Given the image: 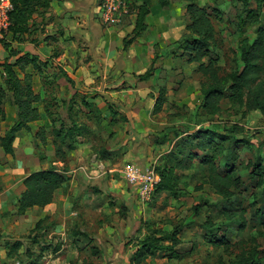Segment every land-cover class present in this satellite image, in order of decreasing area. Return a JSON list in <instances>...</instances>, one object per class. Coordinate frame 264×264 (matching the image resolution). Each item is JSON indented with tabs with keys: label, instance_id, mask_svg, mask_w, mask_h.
I'll return each mask as SVG.
<instances>
[{
	"label": "rangeland",
	"instance_id": "obj_1",
	"mask_svg": "<svg viewBox=\"0 0 264 264\" xmlns=\"http://www.w3.org/2000/svg\"><path fill=\"white\" fill-rule=\"evenodd\" d=\"M129 2L138 9V0ZM169 2V7L157 3L165 10L164 16L155 14L152 25H147L135 44L133 42L125 48V41L133 36V22H127L126 28H131L129 31L108 33L115 42H109L101 55L107 54L109 62L112 60L114 65L106 76H102L104 89L99 90L95 83L83 81L75 92V84L61 75L48 71L46 75L42 73L46 97L39 108L44 117L34 123L35 131L17 136L15 157L0 151V166L6 170L5 178H0V192H6L3 195L8 205V210L0 214V264H79L84 260L93 264H125L129 253L136 245L139 246L145 234L161 230L160 235H169L178 226L181 258L169 260V252L162 250L144 264H218L221 259L229 263L243 252L255 253L254 264H264V189L257 188L255 180L240 165L242 161L256 160L257 154L264 152V116L258 111L243 115L239 107L232 106L226 98L222 101L221 113L216 116L204 113L201 107L204 76L198 71V64H190L180 49V44L188 36L187 4L179 0ZM196 2L208 8L213 15L217 43L212 56L218 58L220 75L228 76L242 67L239 51L242 39L256 36L259 25L254 18L258 17L259 23L264 25V6L258 10L256 0ZM98 17L100 19V10ZM103 25L108 29L114 27ZM86 44L83 39L79 41L80 48L89 49ZM90 45L96 47L94 43ZM139 52L141 56H136ZM94 57L89 53L80 58L89 63ZM153 61L152 77L140 79L139 76L149 69ZM129 62L130 69L127 68ZM100 77L95 79L96 83ZM139 82L144 85V96L130 90L135 89ZM163 88L167 90L168 101L162 112L154 114L151 104ZM85 102L97 106L101 115L91 112ZM137 103L138 108L141 106L148 113L149 122L133 120L130 123L129 115ZM110 106L119 113L120 122L116 125L111 124ZM73 123L86 129L82 136L76 137L74 149L69 148V141L63 145L66 152V162L63 163L57 155L54 130L68 128ZM42 127L46 144L42 143L39 135ZM238 128L242 131L235 135L251 142H239L232 154L244 187L235 197L226 200L205 183L204 155L191 141L199 130L214 129L234 134ZM183 140L188 142L186 152H199L200 156L195 161L182 159L175 153ZM130 149L140 152L144 164L125 157ZM105 151L111 157L109 165L105 163L108 159L104 157ZM154 161L159 166H197L196 169L181 167L176 171L181 184L177 193L182 191V195L178 193L181 198H168L165 194L162 201H147L140 197L134 200L133 188L120 177V166L135 162L145 167ZM225 163L223 160L220 166H225ZM65 166L69 170L78 169L74 175L79 179V186L73 189L75 192L71 191L67 204L56 201L55 210L35 209L24 215L11 208L22 193L25 177L35 171L62 170ZM111 166L117 168L113 173L108 171L104 174L103 169L108 170ZM81 167L83 172L95 178H86ZM184 182H188L190 187L183 196ZM125 201L129 202L127 207ZM195 206L200 208L198 223L186 225L195 227L187 229L181 222L192 216ZM224 211L239 216L229 219ZM42 218L40 227H37ZM207 220L212 221L213 228L206 225ZM243 224L244 228L241 227ZM57 225H62L59 232L56 231ZM222 239L229 242L228 250L215 245V240ZM17 240L22 242V247L16 258H8L6 243L13 244ZM163 241L166 245L171 244L166 238ZM182 244L189 247H181ZM58 248L62 250H56ZM95 250L98 253H93Z\"/></svg>",
	"mask_w": 264,
	"mask_h": 264
},
{
	"label": "trees",
	"instance_id": "obj_2",
	"mask_svg": "<svg viewBox=\"0 0 264 264\" xmlns=\"http://www.w3.org/2000/svg\"><path fill=\"white\" fill-rule=\"evenodd\" d=\"M34 0H12L13 11L11 12L12 25L10 32L16 40L22 41L25 32L29 31L28 21L34 9L32 8ZM42 1V0H41ZM129 1V0H128ZM186 2L187 14L189 22L186 26L188 36L185 37L180 44V49L187 56V61L198 64V71L204 76L201 92L203 94V103L201 105L205 114L216 116L222 111L223 99H228L232 106L239 107L243 115L258 111L264 116V25L259 23L260 19L255 17V22L259 27L256 30V36L251 39L245 37L239 45L240 60L242 67L228 76L220 75V65L218 58H213L212 54L217 43V30L214 24L213 15L206 7L200 6L196 0H179ZM258 10L264 6V0H256ZM132 4V2H130ZM162 7H169V0H160ZM133 5V4H132ZM138 14L135 20V27L132 31V37L125 41V48L130 46L141 33L146 30V18L149 10L145 4L138 5ZM44 8L49 7V2L44 1ZM7 48H10L6 39L2 40ZM10 53L16 57L14 63L5 62L1 66L4 67V85L0 86V121L7 118L4 101L11 94L13 103L17 107L18 116L16 122L6 132L3 137H0V148L5 155L15 157L14 143L21 131L31 132V124L41 119L39 104L43 102L42 94L34 90L33 82L34 75L28 69L30 67L39 68L44 65L37 56L24 53L16 49H11ZM156 57V56H155ZM46 63V62H45ZM41 67V66H40ZM154 74V61L149 69L142 75L140 79L149 80ZM23 75V77L21 76ZM62 76L69 83L73 80L69 74L62 70ZM168 101L166 88L160 90L159 95L154 104V114L163 111ZM85 105L91 112L101 115V110L94 104L85 102ZM112 115L111 124H118L119 113L110 106ZM123 119V118H122ZM86 127L73 123L72 126L63 127L60 130H54V144L57 148V155L61 157L62 162H66V152L62 149L63 145L69 141V148H75L74 141L77 136H82ZM229 131V130H228ZM237 133L229 134L228 132H218L214 129L199 130L192 138L197 151L204 155L202 162L205 164V183L209 184L215 194L223 199L230 200L236 196V193L244 187V180L239 174V167L234 162L235 150L239 142L250 144L245 137L240 139L235 134H240L242 130L236 129ZM39 135L43 144L47 143L45 129L42 127L39 130ZM235 135V136H234ZM187 141L183 140L180 147L176 148L175 153L182 159L195 161L198 158L199 152H186ZM236 147V148H235ZM264 148V146H263ZM262 148V149H263ZM105 158H111L108 151L104 152ZM185 153L187 156H185ZM236 153V152H235ZM256 160L242 161L240 165L249 172L251 179L256 182V187L264 189V152L260 151L257 154ZM225 160V166H220V163ZM233 160V161H232ZM180 161V160H179ZM232 161V162H231ZM245 163V165H244ZM183 167L188 169L197 166H159L157 172L161 176V181L153 192L151 199H157L161 195L166 194L168 198L177 199L182 197V191L178 190L180 184L179 173L176 171ZM223 167V168H222ZM70 180L68 168L64 169H44L31 173L23 180L24 191L15 201V211L19 215L26 214L29 210L38 207L45 208L52 204L55 200L57 191ZM187 186V182L182 183ZM181 185V184H180ZM183 196L187 194V187L183 188ZM150 199V200H151ZM199 206H195L190 218L184 219L181 223L189 225L195 222L198 217ZM227 218L234 219L238 217L236 213H227ZM244 214L241 215L243 217ZM193 217V218H192ZM43 218L37 222V227H40ZM206 225L213 228L212 221L207 220ZM241 227H245L244 224ZM175 227L168 235H160V232H152L146 234L144 239L139 242L138 250L131 256L129 264H144L153 256H156L158 251H166L169 260L180 259L178 247L181 240L178 236L179 230ZM168 239L171 244H164L163 239ZM217 247L224 246L229 249V242L225 239L215 240ZM22 247V242L17 240L13 244L6 243L7 257L16 258L17 252ZM57 250V249H56ZM93 253H98L97 250ZM256 254L249 255L246 252L237 254L235 258L227 263L223 259L218 264H254ZM81 264H93L90 261L84 260Z\"/></svg>",
	"mask_w": 264,
	"mask_h": 264
},
{
	"label": "crops",
	"instance_id": "obj_3",
	"mask_svg": "<svg viewBox=\"0 0 264 264\" xmlns=\"http://www.w3.org/2000/svg\"><path fill=\"white\" fill-rule=\"evenodd\" d=\"M44 1L45 0L33 1L32 8L34 9V12L32 13L28 21L29 31L24 33L22 41L16 40L13 37L12 32H10L8 34V37L6 38V43H8L10 48H7L2 40H0V86L4 85V67L1 65L5 62L14 63L16 61V57L12 56L10 53L11 49H16L18 51H21L22 54L28 53L37 56L41 62H44V65H40L41 67L39 66V68L30 67L28 69V71L34 75V90L37 93L42 94L43 99L46 97V93L44 89L42 73L46 75V73L48 72L54 75L62 76V70H65L73 80V84H75L76 86L74 90L75 92H77L78 88L81 87L80 85L83 84V81H86L87 83H95V85L99 87V90L104 89L105 86L104 84H102V76H106L114 65L112 60L111 62H109L107 54H104L103 56L101 55L103 49H106V47H108L109 42H115L114 39H111L112 37H110L108 33L113 31L126 32L131 28V30L133 31L135 25H132L131 28H126V26L128 25L127 22L129 21L133 22L134 24L135 17L130 16L129 18H127L124 24L108 29L109 27L105 28L98 17V0H46L49 2V7L47 8L43 7ZM158 2L160 3V0H138L137 2V5L145 4L149 10V14L146 18L148 25H152L155 14L157 17L159 15L164 16L165 10L163 11V8L157 6ZM81 39H83V41L87 43L86 45L90 46L89 49H87L86 47H79V41ZM91 43L96 44V47H92L90 45ZM135 43L136 42H134V44ZM89 53L91 55H95V57L93 58V60H90L89 63H85L84 60L80 57H83V55H88ZM136 56H141V52L136 53ZM127 68L130 69V62ZM21 76L23 77V75ZM98 76L101 77L96 83L95 79ZM143 88L144 85H142V82H139L135 89L130 90L134 91V93L140 92V95L144 96L145 92L142 91ZM122 96L125 97V94H122ZM141 102L142 101H140V104ZM154 104L155 102L151 104V109L154 108ZM3 106L5 108L7 118L4 121H0V137H3L6 134V132L16 122L18 116L17 107L13 103L11 94L4 101ZM134 109L135 110H133L129 115L131 119L130 123H133V120L137 121L138 123L149 122V118L146 117L148 113L144 112L141 106L138 108V103L134 105ZM41 111L42 110L40 109L42 119L44 117V114H42ZM34 123L31 124L32 131H35ZM126 123V125L129 124L128 121ZM23 132L27 131H21L19 134ZM0 151H2V148H0ZM125 157L128 158L129 161L139 160L142 163L144 162V159L142 158V155H140V152L138 153L134 150L132 151L131 149L130 151L126 152ZM105 163L109 165L110 163H112V161H110V159H107ZM106 164L103 165L106 167ZM120 167V177L124 179L123 171L126 165ZM114 168L116 169L117 166H115ZM114 168H112V166L108 167V170L104 168L103 172L104 174L108 171H110L109 173H113ZM80 169L83 172L84 168L81 167ZM77 170L75 168L70 170L68 169V173L70 174L71 178L65 185H63V187H61L57 191L55 200L52 204L48 205L46 208L35 207L29 211L35 209L48 210L51 208L52 210H55L56 201H63L67 204L68 198L71 195V191L75 192V190L73 189L79 186V179L77 180V178H75L76 176L74 175V173H77ZM83 173L89 180L95 178L93 176L90 177V175L85 172ZM5 174L6 170L3 166H0V178L3 177L4 179ZM99 174L100 173H98V176ZM116 180L118 182L117 177ZM182 185L183 187H190V184L188 182L187 186L184 184ZM23 191L24 185L22 188V192ZM3 194L5 195L6 192H0V214L8 210L7 200ZM163 196H165V194L161 195L157 199H160L162 201ZM136 199L139 200L137 195H135L134 200ZM125 202L127 207L129 202ZM11 208L15 210V206H11ZM198 219L199 217L194 219L195 224L198 223ZM186 225H184V227ZM56 228V231L59 232L62 229V225H57ZM186 228L191 229L195 227L191 225L186 226ZM183 246L184 244L181 245V247ZM184 247L188 248L189 245ZM138 248V245H136L134 251L129 253V259L125 264H129L131 256L138 250ZM57 250L61 251L62 249L58 248ZM148 260L146 262H148ZM82 262H80L79 264H81Z\"/></svg>",
	"mask_w": 264,
	"mask_h": 264
},
{
	"label": "built area",
	"instance_id": "obj_4",
	"mask_svg": "<svg viewBox=\"0 0 264 264\" xmlns=\"http://www.w3.org/2000/svg\"><path fill=\"white\" fill-rule=\"evenodd\" d=\"M12 0H0V40H4L10 33L12 25L11 12L13 11ZM100 19L103 24L110 26L122 25L127 18L136 16L138 9L128 0H99ZM158 162L147 166H139L135 162H129L123 171L124 180L133 188L137 197L143 200H150L157 185L161 181V176L157 172Z\"/></svg>",
	"mask_w": 264,
	"mask_h": 264
}]
</instances>
